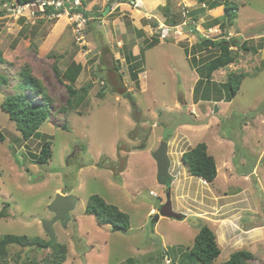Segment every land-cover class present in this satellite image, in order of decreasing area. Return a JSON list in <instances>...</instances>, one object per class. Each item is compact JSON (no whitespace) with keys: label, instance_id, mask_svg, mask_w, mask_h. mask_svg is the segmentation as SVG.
Masks as SVG:
<instances>
[{"label":"rangeland","instance_id":"1","mask_svg":"<svg viewBox=\"0 0 264 264\" xmlns=\"http://www.w3.org/2000/svg\"><path fill=\"white\" fill-rule=\"evenodd\" d=\"M15 1L0 0L5 60L0 78L12 77L15 85L26 68L42 84L52 109L40 135L25 141L2 108L10 90L0 84V129L6 136L0 142V237L52 241L43 224L54 219L50 205L61 193L77 200L68 221L52 228L54 242L67 246L64 264H202L187 256L202 225L214 231L222 250L213 264H224L243 250L254 256L249 264H264V0H169L172 19L182 23L185 11L191 19L188 36L181 40H161L159 20L167 23L161 8L149 15L136 0H122L126 6L120 9L117 2L82 0L92 17L84 47L66 17L36 23L10 17ZM213 2L221 6L212 9ZM226 5L236 8L229 25L223 24ZM60 20L66 27L58 37ZM155 39L159 42L146 48ZM202 39L240 43L231 47L235 62L215 71L208 82L200 72L205 66L198 70L196 64L221 52L200 50ZM130 53L139 67V83L129 71ZM73 63L83 66L75 87L90 90L83 109L64 111L69 94L63 77ZM231 73L247 74L236 96L227 87ZM216 88L222 101H215ZM208 93L211 100H206ZM29 96L40 103V96ZM47 140L53 158L38 164L35 156ZM162 142L169 146L172 186L158 182L154 153ZM202 142L218 166L213 184L191 177L181 161L186 150ZM124 158V171L116 173ZM91 195L128 213L131 228L99 225L85 211ZM167 204L182 219L163 216ZM51 253L52 248L12 245L7 261L46 264Z\"/></svg>","mask_w":264,"mask_h":264},{"label":"trees","instance_id":"2","mask_svg":"<svg viewBox=\"0 0 264 264\" xmlns=\"http://www.w3.org/2000/svg\"><path fill=\"white\" fill-rule=\"evenodd\" d=\"M19 3H26L34 0H16ZM108 6H111L114 2H123L122 0H108ZM200 4H206L212 0H197ZM211 8L221 6L217 2L211 3ZM227 6V5H226ZM161 10L164 13V16L167 18L166 21L169 25H178L179 21L174 20L170 17V8L168 5L162 7ZM224 25H229L233 22L236 16V8L231 6L224 7ZM89 16V14H87ZM90 17V16H89ZM169 18V19H168ZM91 21V20H90ZM89 26V25H88ZM157 27V24H156ZM208 39H202L199 43V48L202 51L207 49L204 48V43ZM155 42H159L157 39L153 40L151 44H148L146 48H151L154 46ZM238 41L229 43L226 40L214 41V46L212 48H217L220 50L221 54L213 59L212 61H207L203 65L196 64V69L199 70L201 66L204 67V71H200L201 74H205L206 82L211 80V77L215 71H218L226 66L235 62L233 57L231 47L239 46ZM240 47V46H239ZM145 49L142 50V55L144 54ZM129 71L132 78L139 83V70L138 65H136V59L133 53L128 54ZM5 60L0 53V65H2ZM83 71V66L81 64L73 63L69 72L65 75L67 80L66 89L68 91L69 97L67 100V105L63 110L74 111L83 109L82 104L85 103L86 97L89 94L90 86L83 87L78 90L75 87L79 76ZM19 81L14 85L11 81L12 77L7 78L5 75L1 76L0 84L6 86L10 93L7 95V98L2 103V108L9 113L10 118L13 122L16 123L18 130L22 133V136L25 141H29L35 136H39L40 129L48 122L51 118V102L46 96H43L44 91L40 81L33 77L30 74V71L26 68H23L19 72ZM57 77L60 81L62 74L60 71L57 73ZM247 77L246 73H231L229 75L228 88L231 90V95L236 96L238 91L241 88V85L245 78ZM203 79V77H202ZM216 95L214 98L216 102L222 101L223 98L220 97L218 88H216ZM37 95L41 97L40 103H36L31 96ZM206 100H211L212 96L206 94ZM42 137H44L42 135ZM6 136L4 132L0 129V142H4ZM53 158L52 142L45 141L44 145L41 148L39 155L35 156V159L38 164H47ZM181 161L184 166L188 169L191 176L199 179H203L208 184H213L218 176L217 163L213 155L209 154L208 146L205 142L199 143L193 148L186 150L182 157ZM254 168V166H253ZM250 172V171H249ZM247 173V172H246ZM169 204L162 206L161 212L163 216L171 217L175 219H182L183 215L176 214L169 209ZM86 214L94 216L99 225H110L115 231H127L131 228L130 216L128 213L121 211L117 206L107 203L99 195H91L86 204ZM0 216L3 217V211L0 213ZM12 245H17L22 248H37V249H51V257L46 258L44 262L46 264H64L68 258L67 256V246L58 242H52L50 240L42 239L41 237H29L26 235H15V234H6L0 237V264H8L7 258L9 255V247ZM222 254V250L218 244L217 236L214 231L208 225H202L199 229L198 234L195 237V242L193 247L190 249L187 254L188 258H192L197 262L202 264H213ZM253 254L249 251H237L234 252L228 261L224 264H249L248 261L253 258Z\"/></svg>","mask_w":264,"mask_h":264},{"label":"built area","instance_id":"3","mask_svg":"<svg viewBox=\"0 0 264 264\" xmlns=\"http://www.w3.org/2000/svg\"><path fill=\"white\" fill-rule=\"evenodd\" d=\"M139 1H136V3ZM82 0H34L26 3H15L10 5L8 15L16 20H24L27 23H36L39 20H52L54 18L66 17L68 25L72 28L77 44L84 47L89 22L88 11L84 8ZM134 3V6L135 4ZM184 21L176 26H169L165 22L159 21V32L162 40L174 38L181 40L191 23L188 21L187 12L184 14ZM191 32L194 28L189 29ZM154 196L156 194L152 193ZM170 260L169 258H166ZM171 262V261H168Z\"/></svg>","mask_w":264,"mask_h":264},{"label":"water","instance_id":"4","mask_svg":"<svg viewBox=\"0 0 264 264\" xmlns=\"http://www.w3.org/2000/svg\"><path fill=\"white\" fill-rule=\"evenodd\" d=\"M109 11L110 8L108 7L104 12V15H107ZM213 46V40H208L204 43V48H211ZM154 158L158 164V182L164 185H171L173 182V177L170 173L171 159L169 156V146L167 142L161 143L159 149L154 153ZM127 161V158L119 159V161L117 162L116 173H121L124 171ZM76 205L77 200L74 197L61 193L56 196V199L50 205V211L55 214V217L51 221L44 222L43 225L45 231L48 233V235L51 236L52 242L56 241L52 229L53 225L58 221L66 223L68 221V214L75 209ZM159 217L160 216L157 215L153 222H157L159 220Z\"/></svg>","mask_w":264,"mask_h":264},{"label":"crops","instance_id":"5","mask_svg":"<svg viewBox=\"0 0 264 264\" xmlns=\"http://www.w3.org/2000/svg\"><path fill=\"white\" fill-rule=\"evenodd\" d=\"M99 1H100V0H95V3H96V2H99ZM138 1H139V3L141 4V7H142L143 9H146L145 11H147L149 15H151L152 12L157 11L159 8L165 7L166 5H168V2H169V0H138ZM91 2H94V0H91ZM101 2L107 3L108 0H101ZM114 5H115V8H116V9H120V8H122V7H121L122 5H125V6H126V3H124V2H117V3H115ZM141 13H142L144 16L147 14V13H145V12H143V11H141ZM148 17H149V16H148ZM58 26H59V31H60V32L57 33V36L59 37V35H62L61 32H63V31H64V28L66 27V22H62V20H60V22L58 23ZM217 167H218V166H217ZM185 168H186V167H185ZM186 170H187V168H186ZM187 171H188V170H187ZM188 173H189V172H188ZM171 174H172V173H171ZM190 176H191V175H190ZM191 177H193V176H191ZM200 180H201V179H200ZM174 183H175V178H174V180H173L171 186L174 185ZM171 193H172V191H171Z\"/></svg>","mask_w":264,"mask_h":264},{"label":"clouds","instance_id":"6","mask_svg":"<svg viewBox=\"0 0 264 264\" xmlns=\"http://www.w3.org/2000/svg\"><path fill=\"white\" fill-rule=\"evenodd\" d=\"M136 1H138V0H136ZM160 21V20H159ZM191 21V19L189 20V22ZM163 22H165V21H163ZM160 23V22H159ZM166 23V22H165ZM191 23V22H190ZM167 24V23H166ZM167 25H169V24H167ZM179 25V24H178ZM169 26H172V25H169ZM174 26V25H173ZM176 26V25H175ZM158 28H159V25H158ZM162 40V39H161ZM183 155V154H182ZM183 164V163H182ZM184 165V164H183ZM188 170V169H187ZM189 172V171H188ZM170 173H171V171H170ZM190 174V173H189ZM172 175V174H171ZM172 177H173V180H174V175H172ZM201 180H203V179H201ZM203 182L205 183V184H207V182L206 181H204L203 180ZM171 186V185H170ZM152 193H154V192H151V195H153ZM154 194H156V193H154ZM154 196V195H153ZM155 197H158V195L156 194V196ZM166 258H169L170 259V257L169 256H166L165 257V259Z\"/></svg>","mask_w":264,"mask_h":264}]
</instances>
